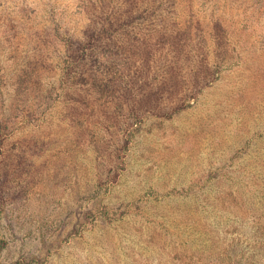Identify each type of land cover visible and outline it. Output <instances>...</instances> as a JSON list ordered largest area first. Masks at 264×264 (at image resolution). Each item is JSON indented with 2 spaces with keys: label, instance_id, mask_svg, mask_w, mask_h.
Returning <instances> with one entry per match:
<instances>
[{
  "label": "rangeland",
  "instance_id": "obj_1",
  "mask_svg": "<svg viewBox=\"0 0 264 264\" xmlns=\"http://www.w3.org/2000/svg\"><path fill=\"white\" fill-rule=\"evenodd\" d=\"M0 264H264V0H0Z\"/></svg>",
  "mask_w": 264,
  "mask_h": 264
},
{
  "label": "trees",
  "instance_id": "obj_2",
  "mask_svg": "<svg viewBox=\"0 0 264 264\" xmlns=\"http://www.w3.org/2000/svg\"><path fill=\"white\" fill-rule=\"evenodd\" d=\"M177 31H179V39L181 40L182 35H183V29L180 28V27H177ZM35 34H37V33H35ZM19 36L23 40V34L22 35L20 34ZM50 38L51 37H49V36H43V39L42 40H38V42L41 43V44H43L46 48H49L51 46L50 45ZM53 39L56 40V37L53 38ZM53 49H54V47H53ZM56 51H59V50L57 49ZM42 57L43 58L41 59V66H40L39 69L33 68V69H31V71H28V70H25L24 71V74H25L24 76L27 75L28 76V80H26V79H23L22 80V82H21V88L19 89V92L20 93H22L24 95H27L30 92L31 93H35V92L41 90L42 89V82L41 81L44 78V73L45 72H47V74H48V83L54 80L53 76L58 71L59 64L56 65L55 63H53L54 64L53 65L52 64L53 59L47 58L48 57L47 54H44ZM43 61L50 62V63H47L45 65H42L43 64ZM57 63H59V62H57ZM64 67L60 71L62 73L61 74L62 80H61V82H59L60 84L58 86L54 85V83H50L49 84V88H51L53 90L52 93L54 92L55 94L60 95V93H62V89L64 91V80L67 78V76L69 74V72H68V65L67 66L65 65ZM80 74H82V73H80ZM85 79L86 78H83L82 77V80H85ZM74 81L75 82H78L79 79L74 78ZM30 88H31V90H30ZM45 95H48V93L47 94L45 93ZM23 110H25V111L22 112L21 117H25L27 115L31 116L30 111H32V110H27V109H24V108L22 109V111Z\"/></svg>",
  "mask_w": 264,
  "mask_h": 264
}]
</instances>
